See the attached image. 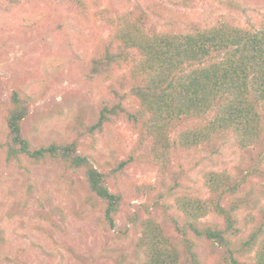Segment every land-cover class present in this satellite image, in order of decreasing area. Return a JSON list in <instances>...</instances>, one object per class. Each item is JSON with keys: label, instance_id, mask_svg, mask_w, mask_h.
<instances>
[{"label": "trees", "instance_id": "trees-1", "mask_svg": "<svg viewBox=\"0 0 264 264\" xmlns=\"http://www.w3.org/2000/svg\"><path fill=\"white\" fill-rule=\"evenodd\" d=\"M18 2L0 0V10ZM59 2L82 24L99 21L106 29L107 36L95 41L93 55L84 62L85 81L104 93L90 122L74 121L62 139L34 142L24 123L37 96L5 84L0 151L6 160L29 171L52 159L80 173L98 199L102 223L113 230L123 217L113 233L132 238L142 256L137 264H264V186L256 200L260 217L248 232L239 204H225L237 191L232 174L206 171L207 195L174 193L185 171V151L201 152L220 137H234L241 148L264 138V22L259 28L219 23L183 33L158 32L148 31L144 17L130 10L103 8L90 0ZM211 113L214 117L204 124L181 127L184 117ZM121 123L137 135L133 146L122 147V153L110 149L100 160L96 144L103 140L110 147L109 138L118 136ZM136 162L157 166L163 177L174 170V186L157 192L156 185L139 183L129 172ZM142 197L152 202L133 203ZM158 206H163L161 218ZM210 215L216 219L209 220Z\"/></svg>", "mask_w": 264, "mask_h": 264}, {"label": "rangeland", "instance_id": "rangeland-1", "mask_svg": "<svg viewBox=\"0 0 264 264\" xmlns=\"http://www.w3.org/2000/svg\"><path fill=\"white\" fill-rule=\"evenodd\" d=\"M90 4L133 11L144 17L148 31L183 33L219 23L259 28L264 22V0H90ZM106 36L101 22L82 24L59 0H20L0 10V106L7 96L5 84L37 96L24 123L25 133L34 142L62 139L74 121H91L104 92L91 89L85 81L84 62L93 55L95 41ZM213 117V113L206 118L184 117L181 127L204 124ZM119 126L118 136L109 138L110 147L103 140L96 144L100 160L110 149L122 153V147L133 146L137 135L126 123ZM2 128L0 122V135ZM183 156L185 171L175 195L199 191L207 195L203 188L206 171L232 174L237 191L225 204H239L238 213L242 224L248 220L244 225L248 232L260 217L264 138L241 148L234 137H220L203 151H185ZM158 170L151 163L136 162L129 172L139 183L156 185L157 192L174 186L175 171L163 177ZM97 200L83 176L62 162L51 159L46 166L25 171L0 151V264H137L142 256L132 238L121 239L113 233L122 227L123 217L110 230L101 221ZM144 202L152 200H133L134 204ZM156 209L161 218L163 206ZM213 251L218 249L213 247Z\"/></svg>", "mask_w": 264, "mask_h": 264}]
</instances>
